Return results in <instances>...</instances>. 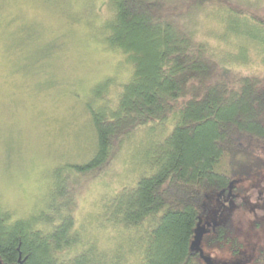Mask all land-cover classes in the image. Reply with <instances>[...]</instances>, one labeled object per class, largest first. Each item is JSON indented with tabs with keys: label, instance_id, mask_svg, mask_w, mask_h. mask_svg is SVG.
<instances>
[{
	"label": "rangeland",
	"instance_id": "1",
	"mask_svg": "<svg viewBox=\"0 0 264 264\" xmlns=\"http://www.w3.org/2000/svg\"><path fill=\"white\" fill-rule=\"evenodd\" d=\"M173 1L184 7L194 2ZM228 1L242 10L259 7L264 16V0ZM217 11L200 15L197 39L217 47L222 64L230 68L225 76L257 73L264 79L263 32L245 25L250 24L245 15ZM111 15L104 0H0V213L9 214L7 222L34 217V225L46 230L71 214L77 248L88 255L89 264H145L151 237L143 233L145 224L140 234L125 226L119 209L125 201L116 193L157 169L153 142L171 132V120L136 131L94 178L72 173L71 184L65 177L69 164L92 152L86 108L92 89L100 83L112 104L133 72L124 52L104 44ZM184 18L189 21L188 15ZM253 149L264 156V141ZM261 172L264 166L238 176L230 188H254L263 182L256 177ZM73 185L80 192H70ZM224 204L212 196L206 204L210 216L198 226L207 230L215 213L216 219L232 218L244 250L250 238L260 245L252 264H264L263 225L251 228L252 210L235 212L228 201ZM231 236L234 240V230ZM223 247L202 249L214 264L246 263L235 258L231 244ZM77 248L64 255L77 254Z\"/></svg>",
	"mask_w": 264,
	"mask_h": 264
},
{
	"label": "trees",
	"instance_id": "2",
	"mask_svg": "<svg viewBox=\"0 0 264 264\" xmlns=\"http://www.w3.org/2000/svg\"><path fill=\"white\" fill-rule=\"evenodd\" d=\"M104 1L112 14L105 21L104 44L124 52L134 68L112 104L100 83L92 89L86 102L92 152L69 164L65 177L71 184L72 173L94 178L136 131L171 120V132L153 142L157 169L116 193L125 201L119 209L134 232H143L145 224L143 233L151 237L145 264H206L191 247L199 221L210 216L206 204L238 176L264 166V156L253 149L264 141V79L257 73L225 76L230 68L222 64L217 47L197 39L202 32L195 27L201 14L218 10L245 15L250 23L245 25L264 34V16L259 7L242 10L228 0H194L185 7L173 0ZM70 192L80 190L73 185ZM216 215L201 246L235 247L233 219ZM9 218L0 213L3 264L20 259L22 264H89L77 248L71 214L53 230L34 225V217ZM73 247L77 254L65 256Z\"/></svg>",
	"mask_w": 264,
	"mask_h": 264
},
{
	"label": "flooded vegetation",
	"instance_id": "3",
	"mask_svg": "<svg viewBox=\"0 0 264 264\" xmlns=\"http://www.w3.org/2000/svg\"><path fill=\"white\" fill-rule=\"evenodd\" d=\"M263 176H264V173L261 172L256 177L260 178L259 181L264 182ZM236 181H237V178H236ZM263 182L261 183L255 182L253 184L254 188L252 189L250 188L248 190L246 188L242 189L240 187H236V188L234 187L235 189L234 188H229L226 190L222 189L221 191L218 192V200L222 206H225L224 203L228 201L231 207H234V211L237 209L245 211L246 209L249 208L250 212L251 210L253 211V213L252 212L251 213L253 214L252 216L254 217L251 223V228L254 229L262 225L264 227V183ZM241 192H247L248 195H241L240 194ZM235 228L236 227L234 225L233 230L235 233V239L233 240V243L235 247H233V251H234L233 255L235 256L236 259H239L240 261H245L246 262L245 264H247L248 262L252 264L253 260L255 261L257 260L255 253L260 248V245L258 247L257 243L254 242V240L250 238V240L247 239L249 248L244 250V248H242L243 241L240 240L239 238L237 239ZM201 243H202V240L200 242V248L202 249L203 247L201 246ZM263 252H264V247L261 248V254H263Z\"/></svg>",
	"mask_w": 264,
	"mask_h": 264
},
{
	"label": "water",
	"instance_id": "4",
	"mask_svg": "<svg viewBox=\"0 0 264 264\" xmlns=\"http://www.w3.org/2000/svg\"><path fill=\"white\" fill-rule=\"evenodd\" d=\"M198 225L195 230L194 238L191 241V247L200 251V255L205 260L206 264H214L212 260L209 258V256L205 255L203 250L200 248V242L202 240L203 234L205 233L206 229L204 225L200 227ZM0 264H3V263L0 262ZM14 264H22V260L20 259L18 263H14Z\"/></svg>",
	"mask_w": 264,
	"mask_h": 264
}]
</instances>
